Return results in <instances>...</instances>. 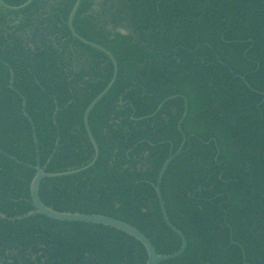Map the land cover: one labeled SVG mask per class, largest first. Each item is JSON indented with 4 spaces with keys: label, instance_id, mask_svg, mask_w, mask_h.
Here are the masks:
<instances>
[{
    "label": "trees",
    "instance_id": "trees-1",
    "mask_svg": "<svg viewBox=\"0 0 264 264\" xmlns=\"http://www.w3.org/2000/svg\"><path fill=\"white\" fill-rule=\"evenodd\" d=\"M2 1L17 8L29 0ZM76 2L36 0L18 13L0 8V214L7 218L33 211L37 157L44 168L53 156L48 175L82 170L95 157L84 114L114 68L71 37ZM72 29L110 53L117 78L87 118L99 150L94 167L45 180L40 201L59 213L121 221L158 255L176 253L180 240L163 223L154 186L182 144L184 102L142 119L181 96L188 104L186 144L161 193L187 250L162 264H264V98L242 81L264 94V0H82ZM146 262L142 245L110 228L41 216L0 219V264Z\"/></svg>",
    "mask_w": 264,
    "mask_h": 264
},
{
    "label": "water",
    "instance_id": "water-1",
    "mask_svg": "<svg viewBox=\"0 0 264 264\" xmlns=\"http://www.w3.org/2000/svg\"><path fill=\"white\" fill-rule=\"evenodd\" d=\"M36 0H29L26 4H24L21 7H17V8H13V7H9L6 4L3 3L2 0H0V8L4 11L7 12H11V13H18L21 12L25 9H27L28 7H30ZM82 0H77L75 7L73 8V11L71 12V15L69 17L68 20V28L70 30V34L71 37L75 40H77L78 42H80L81 44L90 47L91 49L97 50L103 54H105L112 62L113 68H114V75H113V79L110 83V85L107 87V89L88 107V109L85 111L84 114V126H85V130H86V134L87 137L90 141V143L93 146V149L95 151V157L94 160L92 161V163L85 167L82 170L79 171H74V172H69V173H64V174H58V175H48L46 174V167L49 165V163L52 160V157H50V159L47 161L46 165L44 168L40 167L39 164V159L37 157L36 159V167L33 168L34 172H35V177L30 185V201H31V205L33 208V211L22 216V217H16V218H7L4 215L0 214V219L3 221H8L9 223H15V222H21L36 216H41L46 218L49 221L52 222H56V223H68V224H88V225H95V226H100V227H106V228H110L116 231H119L123 234L128 235L129 237L133 238L134 240H136L140 245L143 246V248L145 249V252L147 254V262L146 264H162L165 262H170V261H174L178 258H180L187 250V240L186 237L180 232L178 231L170 222L168 216H167V212H166V208H165V203L162 197V193H161V185H162V180L164 178L165 173L167 172L169 166L171 165V163L181 155L183 148L186 144V137L183 135L181 127L183 122L185 121L187 114H188V104H187V100L184 97L181 96H176V97H171L166 99L165 101H163L158 109L156 110V112L145 118L142 120H149L154 118L162 109V107L168 103L171 102L173 100L176 99H181L184 102V113L182 116V119L180 120V122L178 123V132L182 137V144L180 146V148L178 149V151L175 154H170V156L168 157V159L166 160V162L163 164L157 180H156V184L154 186V190L157 196V200L159 203V207H160V212H161V216H162V220L163 223L165 224V226L180 240V248L179 250L172 254V255H168V256H161L158 255L157 252L155 251L153 245L151 244L150 240H148L143 234H141L137 229H135L134 227L127 225L121 221L115 220V219H111L108 217H103V216H95V215H81V214H69V213H59V212H55L54 210L46 207L39 199V189L40 186L42 184V182H44L45 180L48 179H62V178H67V177H71V176H75V175H79L81 173H84L86 171H88L89 169H91L92 167H94L98 156H99V150L98 147L91 135V133L89 132L88 129V125H87V118L89 113L92 111V109L95 107V105L110 91V89L112 88V86L114 85L116 78H117V64L115 62V60L113 59V57L110 55V53L106 52L104 49L93 45L91 43H88L82 39H80L73 31L72 29V22L73 19L80 7ZM9 75H10V81H9V88L12 92H14L22 101V114L24 116V118H26L32 128V132H33V139H34V144L36 147V155L38 156V142L36 139V135H35V130H34V126L33 123L31 121V119L28 117V115L25 112L26 109V102L25 99L22 97V95H20L14 88H13V83H14V74L12 72L11 69H9ZM244 85L246 86V88L248 90H250L251 92L255 93L256 95L263 97L264 98V94L256 92L254 90H252L248 84L245 82V79H242ZM57 112H55L56 115ZM59 142V139H57V144ZM1 153V151H0ZM6 156V155H5ZM12 161H15L13 158H10ZM19 165H22L19 162H16ZM244 264H246V262H244Z\"/></svg>",
    "mask_w": 264,
    "mask_h": 264
},
{
    "label": "rangeland",
    "instance_id": "rangeland-1",
    "mask_svg": "<svg viewBox=\"0 0 264 264\" xmlns=\"http://www.w3.org/2000/svg\"><path fill=\"white\" fill-rule=\"evenodd\" d=\"M97 2H98V4H101V3H105V0H97ZM95 9L97 10V7H95ZM117 32H118V33H121V34H124V35H127V31H125V30H123V29H121V28H119V29L117 30Z\"/></svg>",
    "mask_w": 264,
    "mask_h": 264
},
{
    "label": "flooded vegetation",
    "instance_id": "flooded-vegetation-1",
    "mask_svg": "<svg viewBox=\"0 0 264 264\" xmlns=\"http://www.w3.org/2000/svg\"><path fill=\"white\" fill-rule=\"evenodd\" d=\"M97 162V161H96Z\"/></svg>",
    "mask_w": 264,
    "mask_h": 264
}]
</instances>
